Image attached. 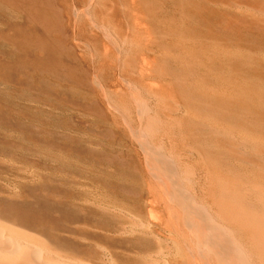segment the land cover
<instances>
[{
  "label": "rangeland",
  "instance_id": "374dc122",
  "mask_svg": "<svg viewBox=\"0 0 264 264\" xmlns=\"http://www.w3.org/2000/svg\"><path fill=\"white\" fill-rule=\"evenodd\" d=\"M251 18L204 0H0V198L60 206L83 240L82 260L96 262L99 245L114 264H133L154 242L116 231L128 218L150 223L151 210L162 236L194 248L150 172L148 159L163 153L175 172L167 183L177 177L213 209L207 222L226 228L210 176H228L220 156L242 155L213 127L264 138V33Z\"/></svg>",
  "mask_w": 264,
  "mask_h": 264
},
{
  "label": "bare ground",
  "instance_id": "6f19581e",
  "mask_svg": "<svg viewBox=\"0 0 264 264\" xmlns=\"http://www.w3.org/2000/svg\"><path fill=\"white\" fill-rule=\"evenodd\" d=\"M204 1H206L207 3H212L213 5L219 6L221 7V9L225 8V9H230L232 11H235L238 15H246V16H250L256 19L257 23L260 24V29L264 33V0H204ZM178 41L180 40L178 39ZM161 45H163V43ZM190 48L192 49V47ZM216 50H219V49H216ZM221 51H222V54H224L225 56L227 55L231 56V53L228 50L223 49ZM236 51H235V54H237ZM259 56L257 58H259ZM246 67H248V65ZM146 68L149 69L148 67ZM180 79L182 82L184 81V77L183 78L180 77ZM201 84L199 85L201 86ZM215 91H217V89ZM225 96L226 95L224 92L222 97H224L225 99ZM220 126L213 127V128L217 132L218 135H220L222 138L226 140V142L228 143V147H230L232 150H234L239 155H242L232 160L224 157L223 155H222L223 157L220 156V159H222L225 165L230 169L228 176H224V175L222 176L221 174L219 175L213 174L210 176L211 182H212L211 183L212 189L210 190L209 196L211 197L212 204L215 207L216 217L219 218L220 221L221 219H223L227 222L228 224L227 225L228 228L226 226L227 230H225L226 228H224L225 227L223 226L224 224L223 225H219V224L211 225L207 222L206 218L209 217L208 216L209 211L213 209L210 208L211 210H209V208L202 201H200L201 199L199 200L194 195L189 194L187 191H185L182 185L180 184V182L178 181L177 177L175 180H173L174 182L167 183V181L165 180V176L171 178L175 175V172L172 169V167H170L171 163L169 162L167 155L163 153H159L157 156L154 155L152 158L148 159L149 166L151 169L150 172H152L153 175H155V178H157L158 181L160 182V185L162 187L164 194L167 195L178 208L180 216L182 217V221L190 230L195 247L183 249L178 246V244L176 243V240L173 237L170 236L166 238L162 236L161 230H160L159 217L156 216L154 212L152 213L153 210H151L150 217L153 218V221H151L150 223L140 221L134 218H128V221L122 224L120 228L116 231V236L121 237V238H135L138 240L150 238L154 242L150 248H145L143 250H137L134 253V257L136 261L133 264H264V138L262 137L263 135L261 137L253 136L249 133H246L247 131L246 132L240 131V130L238 131L237 129H229V128L220 127ZM210 138L211 137H209V139ZM144 141H147V140H144ZM145 146H148V145L145 144ZM206 146L208 147V142L206 143ZM155 147L157 148L159 146H155ZM190 149H193V148L190 147ZM161 150H164V149H161ZM176 156H179V154ZM179 159H180V156H179ZM203 163L205 162L203 161ZM191 167H192V164H191ZM184 168H185V165H184ZM193 171L191 169V172H190L191 175L192 173H194ZM187 178L190 179L191 177H187ZM15 194L17 195V192ZM10 197H12V195H10ZM94 206L96 207V205ZM102 208L104 209L105 207H101V210ZM114 212L117 213L120 211L115 210ZM126 218H127V214H126ZM66 219H69V217L67 213L60 206L50 203L48 200L42 197H39V196H34L30 201H27V202L26 201L16 202V201L6 199V198H0V264H114L112 261V256L110 252L107 250V248L103 246H99V245L97 247L100 250V257L96 262H92V261L90 262V261L82 260L79 258H75L77 257L76 255L79 253L80 247L78 243H80V240H82V238L78 236L77 234L78 232L75 230L76 227L73 228V227L64 226L63 222ZM225 232H227L230 235L229 236L230 239ZM239 232H242L245 234V236L246 235L248 236V242L246 243L247 245L246 244L244 245V243H241V241H239L237 238L236 239L238 241L234 239L236 237V236L234 237V235Z\"/></svg>",
  "mask_w": 264,
  "mask_h": 264
}]
</instances>
